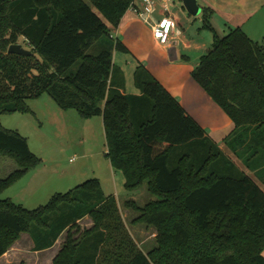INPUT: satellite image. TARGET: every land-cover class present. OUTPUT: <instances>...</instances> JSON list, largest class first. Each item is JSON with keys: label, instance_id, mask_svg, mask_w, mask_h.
Instances as JSON below:
<instances>
[{"label": "trees", "instance_id": "16d2710c", "mask_svg": "<svg viewBox=\"0 0 264 264\" xmlns=\"http://www.w3.org/2000/svg\"><path fill=\"white\" fill-rule=\"evenodd\" d=\"M133 3L0 0V114L30 112L26 100L46 91L63 110L101 116L106 155L124 175L125 188L135 191L146 182L156 197L143 206L128 199L124 206L137 214L132 223L156 229L157 246L145 254L136 245L116 197L105 195L94 178L35 209L0 198V257L23 233L40 251L66 230L52 264H264L262 187L143 64L133 72L139 94L125 92L113 52L128 50L112 33ZM201 14V28L213 37L192 77L233 122L228 148L248 168L256 163L264 184V39H251L241 27L219 36L210 21L213 10L202 7ZM19 37L33 54L8 53ZM96 44L98 53L88 54ZM0 157L17 164L0 178V192L40 162L26 137L1 124ZM87 216L93 225L81 231L78 222Z\"/></svg>", "mask_w": 264, "mask_h": 264}, {"label": "rangeland", "instance_id": "374dc122", "mask_svg": "<svg viewBox=\"0 0 264 264\" xmlns=\"http://www.w3.org/2000/svg\"><path fill=\"white\" fill-rule=\"evenodd\" d=\"M86 1L88 2V0ZM176 1L181 3V10L191 19L190 31L186 29V34H191V31L196 34L201 28L199 27L201 26L200 18L189 14L182 0ZM90 5L96 11L95 6L92 3ZM181 30L178 28L176 34L183 31ZM16 44H21L25 49L31 51L33 49L24 37H19ZM97 45L90 48L87 53L97 54ZM144 51L151 52L148 53L149 60L152 62L153 68L162 71L159 72L161 76L165 78L170 76L169 74L175 73L171 69L170 71L165 70V59L163 60L159 51L149 48L148 51L145 49ZM115 54L114 62L125 72V90L127 93H138V88L133 80V72L137 63L134 54L116 51ZM31 63L33 65L34 62ZM79 65L80 61L72 67L71 71L74 72ZM32 72L38 73L36 70ZM26 103L30 112L0 114V124L4 128L15 130L26 137L31 151L40 158V162L4 188L0 192V198H9L24 208L35 209L47 204L55 193H65L87 180L97 178L105 195L114 194L116 196L125 226L136 245L145 254L154 249L157 246L156 229L145 224L132 223L137 214L133 210L127 209L124 206V201L134 198L138 205L143 206L156 197L148 192L146 182L135 191H128L125 188L124 175L112 168L106 155L107 145L102 117L83 118L75 110H63L46 91L38 97L27 99ZM227 140L228 137L225 141L223 139L214 141L219 147L222 146L225 151H228ZM233 161L236 163L235 160ZM175 162L176 155L172 156L170 166H174ZM15 168H17V164L13 159L0 157V178L8 176ZM262 189L264 190L263 186ZM78 223L81 231L89 229L93 225L88 216ZM21 235L0 257V264H52L53 258L58 253L55 254L56 250L61 248L65 240L66 230L54 247L40 251L34 250L33 240L28 233ZM262 254L264 256V251Z\"/></svg>", "mask_w": 264, "mask_h": 264}, {"label": "crops", "instance_id": "0c3cea01", "mask_svg": "<svg viewBox=\"0 0 264 264\" xmlns=\"http://www.w3.org/2000/svg\"><path fill=\"white\" fill-rule=\"evenodd\" d=\"M197 2L201 9L202 7H208L213 10L210 21L213 30L219 36L224 35L229 28L241 27L251 39L255 41L264 39V0H197ZM140 4V0H134L133 5L123 16L119 27L112 33L113 37L124 44L128 50L127 54H134V58L137 61L135 68L139 63L143 64L169 93L179 100L186 112L206 130L211 138L215 141H221L222 139L225 141L235 131L233 122L191 76L200 57L206 53L212 42L213 31L199 28L196 34L192 31L191 34H186V29L190 31L189 24L191 19L181 10V3L173 0L167 3V10L165 11L164 2L158 0L157 10L152 15V18L157 20L165 12H169L177 22V28L173 32L170 44L163 46L153 37L150 26L137 16L135 8H139ZM198 17L201 20V26L199 27H202V14L200 13ZM178 28L183 31L181 30L182 32L176 34ZM148 48L159 51L163 60L165 59V70L170 71L171 69L175 73H171L169 74L170 76L165 78L161 76L159 72L162 71L153 68L152 62L149 60L148 53L151 52L144 51V49L148 51ZM114 55H116L115 51L113 59ZM181 80L183 81L180 82ZM125 92L127 93V90ZM133 94H139V92ZM220 148L226 155L236 161L237 166L244 173L248 174L261 187H264V184L256 176L257 170H254L256 163H253V168H248L245 165V160L239 159L228 146V151H225L222 146ZM242 150V154L245 157L247 153L244 152L245 149ZM244 157L243 159H245ZM130 199L137 202L134 198ZM59 250L60 248L56 250L55 254Z\"/></svg>", "mask_w": 264, "mask_h": 264}, {"label": "built area", "instance_id": "2783aa9c", "mask_svg": "<svg viewBox=\"0 0 264 264\" xmlns=\"http://www.w3.org/2000/svg\"><path fill=\"white\" fill-rule=\"evenodd\" d=\"M161 1L164 2V9L166 11L167 3L173 0ZM140 2V7L135 8L137 16L150 26L152 35L159 44L163 46L170 44L173 32L177 28V22L174 17L169 12H165L161 18L155 20L152 18V15L157 10L158 0H140Z\"/></svg>", "mask_w": 264, "mask_h": 264}, {"label": "water", "instance_id": "95a60500", "mask_svg": "<svg viewBox=\"0 0 264 264\" xmlns=\"http://www.w3.org/2000/svg\"><path fill=\"white\" fill-rule=\"evenodd\" d=\"M184 7L187 9L189 14L198 16L202 9L199 6L197 0H182ZM9 54L18 55H31L33 54L31 50L25 49L21 44H12L8 48Z\"/></svg>", "mask_w": 264, "mask_h": 264}]
</instances>
